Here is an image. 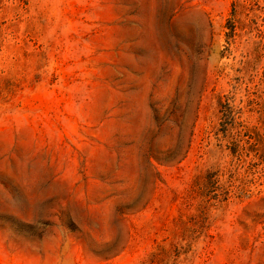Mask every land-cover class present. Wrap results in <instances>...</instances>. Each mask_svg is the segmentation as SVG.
Segmentation results:
<instances>
[{
  "label": "rangeland",
  "instance_id": "obj_1",
  "mask_svg": "<svg viewBox=\"0 0 264 264\" xmlns=\"http://www.w3.org/2000/svg\"><path fill=\"white\" fill-rule=\"evenodd\" d=\"M0 264H264V0H0Z\"/></svg>",
  "mask_w": 264,
  "mask_h": 264
}]
</instances>
